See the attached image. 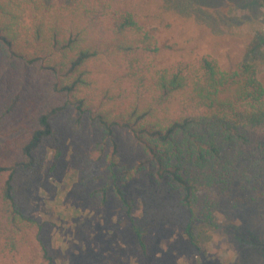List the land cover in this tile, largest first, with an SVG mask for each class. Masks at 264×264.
I'll use <instances>...</instances> for the list:
<instances>
[{
	"label": "trees",
	"instance_id": "obj_1",
	"mask_svg": "<svg viewBox=\"0 0 264 264\" xmlns=\"http://www.w3.org/2000/svg\"><path fill=\"white\" fill-rule=\"evenodd\" d=\"M142 11L0 0V264H58L33 191L67 171L73 198H117L143 257L165 223L196 264H264V81L251 60L264 40L229 70L207 56L161 68ZM209 234L236 257L207 256Z\"/></svg>",
	"mask_w": 264,
	"mask_h": 264
},
{
	"label": "rangeland",
	"instance_id": "obj_2",
	"mask_svg": "<svg viewBox=\"0 0 264 264\" xmlns=\"http://www.w3.org/2000/svg\"><path fill=\"white\" fill-rule=\"evenodd\" d=\"M133 5L149 16L144 19L148 27L155 28L161 68L207 56L229 70L230 56L241 60L255 41L264 40V0H133ZM258 47V57L251 60L264 81V44ZM102 73L107 75L105 70ZM4 143L0 139V146ZM67 172L48 181L40 179L33 191L58 264H196L190 243L165 223L152 232L149 256L143 257L136 238L120 222L117 198L112 196L104 207L92 203L87 195L73 198L74 175ZM214 197L221 216L226 217L230 203ZM259 205L261 209L263 204ZM224 241V237L209 234L203 242L204 253L219 262L234 259L235 251L226 248Z\"/></svg>",
	"mask_w": 264,
	"mask_h": 264
}]
</instances>
